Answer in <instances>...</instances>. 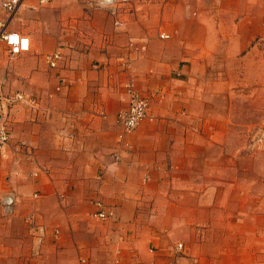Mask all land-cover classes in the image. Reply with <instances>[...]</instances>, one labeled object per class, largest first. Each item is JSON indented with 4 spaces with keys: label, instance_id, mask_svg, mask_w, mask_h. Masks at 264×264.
<instances>
[{
    "label": "crops",
    "instance_id": "1",
    "mask_svg": "<svg viewBox=\"0 0 264 264\" xmlns=\"http://www.w3.org/2000/svg\"><path fill=\"white\" fill-rule=\"evenodd\" d=\"M3 1L31 48L12 56L0 39V81L37 105L8 116L0 264H264V155L244 124L264 119V0H130L117 16L90 0L10 16ZM131 78L153 119L121 141ZM97 201L112 219L93 218Z\"/></svg>",
    "mask_w": 264,
    "mask_h": 264
},
{
    "label": "built area",
    "instance_id": "2",
    "mask_svg": "<svg viewBox=\"0 0 264 264\" xmlns=\"http://www.w3.org/2000/svg\"><path fill=\"white\" fill-rule=\"evenodd\" d=\"M25 0H4L2 2V8L12 16ZM57 0H38V7L45 6L56 2ZM130 0H90L88 1V7L92 9H106L113 16H117L119 11L129 4ZM8 21H0V39L6 41L8 46V52L12 56H16L25 52H28L31 48V42L29 37L18 32H7ZM115 24L121 25V22L116 19ZM161 38H168L166 35H161ZM61 54L54 53L46 56L45 58L49 62L51 67H56L57 62L61 59ZM125 94L127 97V105L123 108L117 116V124L121 128L119 139L123 141L125 137L131 134L140 123L146 119H153V116L149 114V100L140 95L135 88L134 80L131 78L125 84ZM18 103L28 104L31 107L37 105L36 100L23 93H17L15 95H7L4 92L2 82L0 81V155L7 156L9 149L11 148L12 134L9 127L8 116L13 108ZM248 143L246 146L247 152L251 154L264 152V126L256 125L251 127L248 133ZM17 153L24 154L27 159L34 158V151L30 148V145L26 141H20L12 148ZM12 196L3 198L2 205L6 213L12 212ZM98 210L93 213V218L108 221L113 218V212L104 208V204L101 201L95 203ZM32 235L34 238L33 251L35 255L40 253V247L42 246L46 230L41 225L32 224ZM183 245H178V250H182Z\"/></svg>",
    "mask_w": 264,
    "mask_h": 264
},
{
    "label": "rangeland",
    "instance_id": "3",
    "mask_svg": "<svg viewBox=\"0 0 264 264\" xmlns=\"http://www.w3.org/2000/svg\"><path fill=\"white\" fill-rule=\"evenodd\" d=\"M245 117H240L239 118V121L240 122H246V121H249V119H244ZM252 121V120H251ZM253 121L254 122H251V123H244L245 124V129H246V133L248 134L249 133V130L251 129V127H254V126H256V125H261V126H264V119L263 118H254L253 119ZM247 146V145H246ZM247 150V149H246ZM257 154H261V155H264V152L263 153H256V155ZM251 155H255V154H251ZM2 201H3V199H2ZM2 201H1V203H0V205H1V207H4L3 205H2Z\"/></svg>",
    "mask_w": 264,
    "mask_h": 264
}]
</instances>
